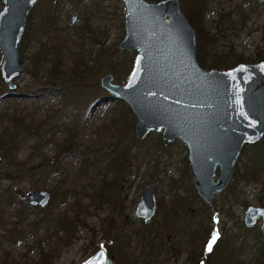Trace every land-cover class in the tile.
Wrapping results in <instances>:
<instances>
[{
  "label": "rangeland",
  "instance_id": "374dc122",
  "mask_svg": "<svg viewBox=\"0 0 264 264\" xmlns=\"http://www.w3.org/2000/svg\"><path fill=\"white\" fill-rule=\"evenodd\" d=\"M179 2L181 11L184 12L183 0ZM206 3L202 25L204 31L216 38L213 46L217 52L226 53L229 46L233 48L232 54H240L244 58H250L257 51L264 52V2L206 0ZM55 4L56 9L53 6ZM73 11L77 12V17L69 26L68 19ZM52 14L58 17V22L54 31L45 33L43 30L48 26L46 16ZM123 14V4L120 0H42L34 6L28 18L30 28L24 33L19 45L22 73L15 80L16 94L4 97L7 101L0 102V131L4 126H8L7 114L12 113V105L16 101L13 96L20 105L16 109L20 110V107L26 104L27 96L42 94V90L56 88L58 86L55 85L60 84L47 76L48 65H42L37 72L33 61L38 59L35 57L38 55L36 53L40 42L50 38L54 43H61L67 39L62 55L65 69L72 66L73 56L80 52L94 73L82 82L63 81L62 86L68 91L65 100L50 94L36 102L35 106L28 105L32 110L39 107L38 114H41L46 108L58 107L65 101L80 102L78 104H83L84 115H88V121L80 123L82 129L79 150H74L73 145L68 142L58 147L56 143L63 136L59 132L52 143L42 146L40 152L37 151V154L45 158L47 171L53 169L52 165L60 163L58 172L50 175L42 172L44 177L41 179L40 175H33L21 181L0 178V188H17L21 192L16 194L13 208L0 223V264H41L42 253L46 254V260H42L44 264H77L86 254L95 252L101 241L105 243L114 264H120L118 260L122 250L128 259L135 260L136 264H193L187 259L186 242L191 230L202 219V216L197 214L199 211H205L209 218L206 224L210 228V240L216 233L223 239H234L235 243L239 238L245 240V247L239 254L243 264H248L257 249L264 252V234L260 231V221L251 229L243 224L246 206H264V162L261 163L259 180L243 179L239 174L245 172L251 159L260 155L264 157V137L259 143L243 149L235 166L236 177L231 182V192L223 191L215 195L210 204H204L196 194L188 173L187 151L184 145L176 140L169 146H163L160 134L156 133L149 134L142 141L137 140L134 136L135 118L130 112L121 129V143L118 146L120 149L128 145L129 167L115 183L109 184L106 189V185L104 186L101 200L85 194V190H96L101 185L104 173L107 175L106 181L112 178L108 172L107 159L96 162L95 165L90 162L87 164L89 158L91 162L94 160L90 154L85 156L88 149L102 147L97 151L100 156L114 149L110 144L107 145L110 143L109 137L116 140L114 134L110 136L106 130L104 133L95 131L101 125L108 126L113 115L120 116L123 120L122 105L127 107L122 101L112 99L109 92L99 84L101 76L106 73L112 74L113 82L124 84L136 54L135 51H121L118 48L124 36ZM23 44L24 49L21 50ZM111 65L114 70L110 69ZM0 84L3 95L8 89L1 79ZM74 119L76 120V116L63 118L58 125L63 129L62 124H71ZM130 136H134L135 142L132 144L128 143ZM33 143V139H25L21 143L18 159H24L30 153ZM35 160L38 158L35 157ZM35 180L39 181L38 188H33L32 183ZM147 184L154 187L157 209L154 217L143 223L133 217V212ZM68 186L76 190L72 196L79 197L81 202L87 205L89 214L86 215L85 225L77 226L72 235L64 236L59 231L55 219L56 212L60 213L66 209L74 199L70 196L62 201L61 191ZM53 187L54 192L51 191ZM40 188L49 189L52 193L46 207L32 208L23 203L21 195ZM181 198L185 199L184 205L174 206L172 200ZM56 204L61 205L58 207ZM171 206L175 208V215L172 212L167 214V222L160 224L164 212ZM26 207L29 209H23ZM18 208H21L18 211L20 215L16 214ZM139 228L147 235L149 243L145 246H154L152 253H147L148 249L139 244L141 236L135 233ZM119 232L122 236H119ZM176 246H179V252L174 251Z\"/></svg>",
  "mask_w": 264,
  "mask_h": 264
},
{
  "label": "water",
  "instance_id": "95a60500",
  "mask_svg": "<svg viewBox=\"0 0 264 264\" xmlns=\"http://www.w3.org/2000/svg\"><path fill=\"white\" fill-rule=\"evenodd\" d=\"M40 0H1L0 79L15 95L21 75L19 45L28 16ZM124 36L121 51H135L124 84L106 73L100 86L112 99L127 105L135 118L134 136L144 140L160 134L163 146L181 142L187 151V170L196 194L205 204L231 183L235 166L246 146L264 137V60L239 62L225 69L203 68L195 55L196 32L181 11L179 0H120ZM264 2V0H259ZM77 17L73 11L68 21ZM3 156L0 153V166ZM51 191L40 188L21 195L24 204L44 208ZM157 209L154 187L147 184L133 217L149 222ZM260 221L264 234V206L248 205L243 224ZM204 261L200 260V264ZM77 264H114L105 243Z\"/></svg>",
  "mask_w": 264,
  "mask_h": 264
},
{
  "label": "trees",
  "instance_id": "16d2710c",
  "mask_svg": "<svg viewBox=\"0 0 264 264\" xmlns=\"http://www.w3.org/2000/svg\"><path fill=\"white\" fill-rule=\"evenodd\" d=\"M158 1V0H153ZM56 9V4L53 5ZM183 7H184V15L188 19L189 23L194 27L196 32V49L195 55L198 64L206 69L209 68H228L231 67L239 62H248V61H259L264 60V52L257 51L254 55L250 58H244L240 54H232L231 51L233 48L229 46V51L226 53L217 52L213 44L215 43L216 38L214 35H210L209 32L204 31L202 25V17L203 13L207 8L206 0H183ZM54 13V11H53ZM58 17L55 14L51 16H46V25H48L43 31L45 33L52 32L55 29V26L58 22ZM262 39L264 42V23L262 24ZM48 41L40 42L38 46V54L35 58H38L37 61H33L35 66L37 67V72L42 65H48L47 68V76L52 79L53 81H58L60 84L55 85L58 86L56 88H47L42 90V94H38L36 96L29 95L26 97V104L20 107V110H17L18 100L15 96L13 99L16 100L14 102L13 111L8 115V126H4L3 129L0 131V151L2 152L3 162L0 167V178L3 177L4 179L10 181H21L25 178H31L33 175H40L39 179L43 178L44 176L41 175L42 172L44 174L50 175L51 173H56L60 170V163H56L52 165V170L47 171L45 167L47 163L45 162V158L41 154H37V151L40 152V148L42 146L52 143L54 137L61 132L63 134L60 141H57L56 145L61 147V144H65L66 142L71 143L73 145V149L79 150L81 141H80V131L82 126L80 125L81 122L88 121V115H84V107L83 104H78L80 102H64L58 107H48L41 114H38L39 107L34 108L33 110L29 108L28 105H36V102H40L42 99L46 98L50 94H54L56 97L63 98L68 94L62 84L63 81H75V82H82L88 76L93 75V69L90 70V67L87 65V61L84 60V56L77 52L73 56V63L72 66L65 69L63 64V52L66 45V40H62V42L54 43L50 38H47ZM24 49V44L22 45L21 50ZM42 55L39 56V54ZM36 62V63H35ZM45 65V66H46ZM111 70H114V66H110ZM1 84H0V102L7 101L1 95ZM123 106L121 111L122 118L117 115H113L111 117L110 123L107 125H101L95 131V133H104L105 130L109 132L108 134L112 136L115 135L116 140L114 141L109 137V142L107 145L110 144L112 148L109 152L103 153L100 156L99 152L102 149L93 147L94 149H88L86 151L85 156L88 154L94 157L93 162L87 159V164L89 162L95 165L96 162H101V160L107 159L108 162V172L111 173L112 178L106 181V173L103 174V179H101V185L95 189L91 188V190H85V194L91 195L93 199L101 200V194L109 184H113L117 181L119 176L123 174V171L129 167L130 158L127 156L128 153V145H124L119 149L120 139L119 137L122 136L121 129L123 128V124L126 122V118L130 116V111L128 107ZM76 116V120L74 119L71 124H62L63 129L60 128L58 125L59 122L63 121V118L66 117ZM118 138V139H117ZM25 139H33L34 143L32 145V149L30 153L24 159H18V152L21 148V143ZM134 136H130L128 143H134ZM104 143V142H103ZM259 143V142H258ZM117 148V150H115ZM84 154V153H83ZM39 156V157H38ZM100 156V157H99ZM35 157L38 160H35ZM264 162L263 156H256L255 158L251 159V161L246 165L245 172L243 174H239L243 179L247 180H259L261 175V163ZM3 168V169H2ZM236 174H233V178L235 179ZM232 178V180H233ZM38 179V180H39ZM35 180L33 184V188L39 187V181ZM231 180V182H232ZM42 182H44L42 180ZM44 184V183H43ZM233 189L231 183L229 186L224 190L227 193L231 192L230 190ZM13 190V191H12ZM52 192L55 191L53 187L51 189ZM75 189L71 187H66L61 191L62 194V201L64 199L72 196L75 194ZM89 191V192H88ZM264 191V185H263ZM88 192V193H87ZM21 193L19 189L14 188H0V223L5 219V217L11 211L10 209L13 208V204L15 201L16 194ZM95 194V195H93ZM194 194V193H193ZM100 196V197H99ZM74 197V196H72ZM61 201V202H62ZM59 202V203H61ZM174 206L184 205L185 199H177L172 200ZM160 203H158L159 205ZM205 204V203H204ZM61 204H56L59 207ZM18 208L16 210V214H19ZM28 210L29 208H23ZM32 212V211H31ZM173 213L175 215V208L172 206L164 212L163 218L160 224L166 223L168 220L167 214ZM89 214L87 210V205L81 202L79 197H74L73 201L68 205L66 209L61 211L60 213L56 212V219L55 223L61 231V233L65 235H72L75 231V228L80 225H85L86 215ZM197 214L202 216V219L197 224L195 228H193L190 234L187 237V259L191 261L193 264H198L200 260H203L205 264H243V261L240 259L239 252L245 247V240L243 238L237 239L236 243L235 240L229 237L221 238L218 237L215 244L212 246V250L208 251V245L210 242V228H208L206 224L207 218L205 211H199ZM0 226H2L0 224ZM1 229V227H0ZM147 232V231H146ZM140 237L139 244L142 245L144 249H148L147 253H152L154 250V246L146 247L145 244L149 243L147 241V235L145 231L142 229H137L135 232ZM149 233V232H147ZM119 236L122 234L119 232ZM264 250V249H263ZM144 251V250H143ZM175 252H179V246L174 247ZM40 253H42L40 251ZM46 254L42 253L40 256V263L44 264L43 261L46 260L44 258ZM118 262L120 264H136L135 260H129L127 254H125L124 250L119 254ZM43 260V261H42ZM248 264H264V252L262 250H256L252 261Z\"/></svg>",
  "mask_w": 264,
  "mask_h": 264
},
{
  "label": "snow or ice",
  "instance_id": "6c2138e0",
  "mask_svg": "<svg viewBox=\"0 0 264 264\" xmlns=\"http://www.w3.org/2000/svg\"><path fill=\"white\" fill-rule=\"evenodd\" d=\"M217 239H218V233L214 234L212 239L210 240L209 245H208V249H207L208 251L212 250V246L215 244Z\"/></svg>",
  "mask_w": 264,
  "mask_h": 264
},
{
  "label": "flooded vegetation",
  "instance_id": "af4514ba",
  "mask_svg": "<svg viewBox=\"0 0 264 264\" xmlns=\"http://www.w3.org/2000/svg\"><path fill=\"white\" fill-rule=\"evenodd\" d=\"M40 1H42V0H40ZM38 2H39V1H38ZM38 2H37V3H38ZM37 3H36V4H37ZM36 4H35V5H36ZM35 5H34V6H35ZM33 8H34V7H33ZM33 8H32V10H33ZM32 10H31V12H32ZM31 12H30V14H31ZM30 14H29L28 18L30 17ZM70 15H71V14H70ZM69 19H70V16H69ZM69 19H68V21H69ZM68 25H69V24H68ZM69 26H71V25H69ZM29 28H30V27H29V20L27 19V24H26V29H25V32H26V33L29 31ZM258 222H259V221H258ZM258 222H257V223H258ZM260 223H261V222H260ZM256 225H257V224H256ZM256 225H255V226H256ZM244 226H245V225H244ZM255 226H253L252 228H254ZM249 229H251V228H249ZM198 264H200V262H199ZM203 264H204V263H203Z\"/></svg>",
  "mask_w": 264,
  "mask_h": 264
}]
</instances>
